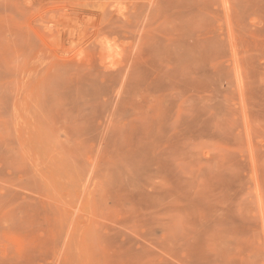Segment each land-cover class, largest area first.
<instances>
[{
  "label": "rangeland",
  "instance_id": "374dc122",
  "mask_svg": "<svg viewBox=\"0 0 264 264\" xmlns=\"http://www.w3.org/2000/svg\"><path fill=\"white\" fill-rule=\"evenodd\" d=\"M0 264H264V0H0Z\"/></svg>",
  "mask_w": 264,
  "mask_h": 264
},
{
  "label": "bare ground",
  "instance_id": "6f19581e",
  "mask_svg": "<svg viewBox=\"0 0 264 264\" xmlns=\"http://www.w3.org/2000/svg\"><path fill=\"white\" fill-rule=\"evenodd\" d=\"M53 19V18H52ZM52 21V20H51ZM53 22H54V20H53ZM52 23V22H51ZM57 23V22H56ZM50 25V24H49ZM69 31V30H68ZM75 32V31H74ZM77 36V35H76ZM67 37V36H66ZM69 38V37H68ZM69 41V40H68Z\"/></svg>",
  "mask_w": 264,
  "mask_h": 264
}]
</instances>
